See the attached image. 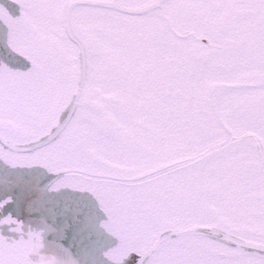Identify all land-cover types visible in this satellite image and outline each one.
Segmentation results:
<instances>
[{
	"label": "snow or ice",
	"instance_id": "obj_1",
	"mask_svg": "<svg viewBox=\"0 0 264 264\" xmlns=\"http://www.w3.org/2000/svg\"><path fill=\"white\" fill-rule=\"evenodd\" d=\"M101 261L264 264V0H0V264Z\"/></svg>",
	"mask_w": 264,
	"mask_h": 264
},
{
	"label": "flooded vegetation",
	"instance_id": "obj_2",
	"mask_svg": "<svg viewBox=\"0 0 264 264\" xmlns=\"http://www.w3.org/2000/svg\"><path fill=\"white\" fill-rule=\"evenodd\" d=\"M100 215H101V216L103 215L102 212L100 213ZM101 264H102V261H101Z\"/></svg>",
	"mask_w": 264,
	"mask_h": 264
},
{
	"label": "water",
	"instance_id": "obj_3",
	"mask_svg": "<svg viewBox=\"0 0 264 264\" xmlns=\"http://www.w3.org/2000/svg\"><path fill=\"white\" fill-rule=\"evenodd\" d=\"M46 251H48V250L46 249Z\"/></svg>",
	"mask_w": 264,
	"mask_h": 264
}]
</instances>
